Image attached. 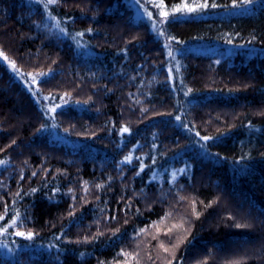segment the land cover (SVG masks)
I'll list each match as a JSON object with an SVG mask.
<instances>
[{
	"label": "trees",
	"instance_id": "obj_1",
	"mask_svg": "<svg viewBox=\"0 0 264 264\" xmlns=\"http://www.w3.org/2000/svg\"><path fill=\"white\" fill-rule=\"evenodd\" d=\"M0 54L55 107L0 62V264H264V0H0Z\"/></svg>",
	"mask_w": 264,
	"mask_h": 264
},
{
	"label": "rangeland",
	"instance_id": "obj_2",
	"mask_svg": "<svg viewBox=\"0 0 264 264\" xmlns=\"http://www.w3.org/2000/svg\"><path fill=\"white\" fill-rule=\"evenodd\" d=\"M0 62H2L4 65H6L9 70L11 71V73L14 75V77L20 81L25 87L26 89L31 93V95H33L35 97V99L37 100V102H39V104L45 108V109H49L50 112L54 111L55 107H53L52 109L48 107V104L46 102V98L41 97L38 94L37 91V83L40 79L39 76H32V75H24L22 73H20L19 71H17L13 65L4 57L0 54ZM7 255H12L10 250H6Z\"/></svg>",
	"mask_w": 264,
	"mask_h": 264
},
{
	"label": "snow or ice",
	"instance_id": "obj_3",
	"mask_svg": "<svg viewBox=\"0 0 264 264\" xmlns=\"http://www.w3.org/2000/svg\"><path fill=\"white\" fill-rule=\"evenodd\" d=\"M57 2V0H48V3L49 4H51V3H56ZM206 5H199V7H205ZM215 5H213V7H214ZM179 10V9H178ZM193 9H189V11H192ZM161 15H163V16H165V17H167L168 16V13L167 12H162L161 13ZM61 31H63V29H61ZM170 55H171V53H170ZM13 67H15V65H13ZM121 131L122 132H127L128 131V129L127 128H122L121 129ZM205 139H207V137L205 138ZM127 159V158H126ZM0 163H3L2 161H0ZM0 219H3V217L2 216H0ZM13 223H15V221H13ZM16 235H18V236H22V237H26V238H28V239H31V237H32V233H23V232H17L16 233Z\"/></svg>",
	"mask_w": 264,
	"mask_h": 264
}]
</instances>
